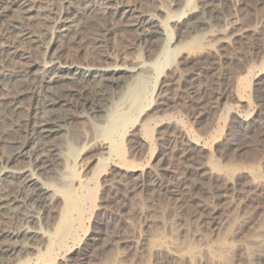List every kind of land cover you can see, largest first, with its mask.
<instances>
[{
    "label": "bare ground",
    "instance_id": "6f19581e",
    "mask_svg": "<svg viewBox=\"0 0 264 264\" xmlns=\"http://www.w3.org/2000/svg\"><path fill=\"white\" fill-rule=\"evenodd\" d=\"M97 1L0 0V264H82L91 249L101 247L100 250H104L116 242L128 248V252L141 248L146 243L144 237L137 241L133 235H127L131 230L128 231L125 219L107 210L99 220L100 227L104 228L90 244L83 248L70 245L73 236L69 237L68 222L81 220L98 195L99 200L107 203L115 197L126 199L140 189L154 190L161 196H182L189 204L196 188L213 199L212 205L229 191H233V198L241 199L242 205L254 204L260 197L255 192L257 187L248 184L211 186L214 172H207L203 162L206 146L201 143V137L182 136L181 120L177 121L173 115H155L169 104L164 100L162 90L164 82L171 78L176 79L179 86L176 98L199 124L213 118L217 109L231 97L225 83L229 82L232 65L245 64L251 55L264 56H261L264 23L259 30L248 34L250 30L242 28L244 25L239 28L236 24L238 29L227 19L224 20L226 30L209 33L208 28L219 16L218 2L221 1L195 0L187 6V0H169L171 8L182 10V15L170 19L175 28V36L171 38L160 13L163 11L170 17L173 10L157 6L162 1L154 0L157 5L151 7L152 12L141 9L145 0L129 3ZM257 2L261 5L264 0ZM94 10L101 12L107 24L92 27L91 35L83 37L86 26L83 18ZM15 12L20 16H13ZM33 21L43 23L39 33L31 27L33 24L29 26ZM123 27L129 29L133 37L132 40L122 38L123 46H139L145 56L133 65L121 64L117 59L115 63L109 62L112 60V39ZM200 30L207 31L209 40L199 51L201 59L198 57L199 60L194 62L190 59L193 50L184 47L183 40ZM25 43L44 52L47 58L42 64L33 60V49L30 51ZM165 43L174 46L172 52L179 59L169 64L152 99H145L144 90L128 96L125 90L130 82L139 81L145 73L152 72L154 67L150 63ZM74 44L78 49L71 55L69 50ZM227 44L236 51L234 57L225 53L227 49L223 52ZM243 45L248 47L247 51L239 49ZM40 66L43 70L38 72ZM51 72L54 74L47 80ZM241 80L243 88L249 87V80ZM117 105L120 106V117L114 121V127L121 129L119 136L123 142L113 141L111 133L73 131V125L78 122L94 125L106 122ZM233 113L229 129L219 141V152L235 159L247 150H256L262 136L255 135L254 141L250 139L257 118H247L234 110ZM158 121L165 129L160 137L150 128L152 122ZM206 130L208 132V128ZM61 138L65 144L57 143ZM147 146L155 159L163 157L166 151L173 153L181 166V178L175 183H166L164 178L168 170L162 165L155 169L134 166L130 156L139 155ZM96 150H104L96 163L92 164L94 160H87V157L79 159L82 152ZM78 165L81 173L76 176L73 170ZM214 165L219 167L217 161ZM107 169L114 177L113 182L106 183L107 180L102 179L99 187L94 185L98 183V175L105 176ZM68 187L73 191L71 198ZM105 196L109 198L103 200ZM209 203L200 204L201 210L214 213L216 205L211 208ZM99 209L104 208L100 206ZM54 216L60 218L61 226L49 234L56 222ZM52 245L57 246L58 252L66 249L65 260H50ZM158 253L155 256L161 263L163 257Z\"/></svg>",
    "mask_w": 264,
    "mask_h": 264
},
{
    "label": "rangeland",
    "instance_id": "374dc122",
    "mask_svg": "<svg viewBox=\"0 0 264 264\" xmlns=\"http://www.w3.org/2000/svg\"><path fill=\"white\" fill-rule=\"evenodd\" d=\"M117 1L129 3L138 0ZM155 1H162V3L157 5L154 0H145L142 3L141 9L144 8L145 11L152 12L154 11L152 9L154 5H157L165 8L167 11L170 9L173 10L172 16L170 17L163 11L160 13L163 26L172 38L175 36V28L172 26L170 19L172 17L178 18L182 15V10L180 8L175 11L174 9L176 8H171L168 3L169 0ZM218 1H221L218 2V4L220 3V12L217 14L219 16L216 19V23L208 28L207 31H209V33L226 30L227 26L224 20L227 19L230 20V23H234L235 25L238 24L239 28L244 25L242 28L245 27L250 30L248 34L252 31L259 30L263 25L264 3L260 5L257 0H234L236 3L230 0ZM97 2L102 3L101 0ZM194 2L195 0H187V6L192 5ZM187 6L185 5V7ZM18 14L19 13L15 12L13 16L19 17L20 15ZM82 22L84 25L86 24L85 29L82 31L83 37L86 38L91 35L90 33L94 27L100 24H107L101 12L97 10L87 14ZM32 24L34 26H31ZM42 24L41 22L33 21L29 26L36 31L39 30V33L43 27ZM238 25H236L237 28ZM123 28L117 31V37L113 36L114 40L112 39L111 44L112 60L109 62H111V64L115 63L114 60L117 59L121 64L133 65L137 59H143L145 56L139 46L133 48L130 46L129 48L123 46L121 43L122 38L127 40L133 39L131 36L132 32L129 29L124 28V30ZM207 31L200 30L193 32L183 40L184 47L193 50L191 51V55L194 56L190 55V59L194 62L201 59V53L199 51L208 43L209 38L206 33ZM245 40L247 39H243L244 42H246ZM24 45L30 48V51L33 49L31 51L33 60L42 64L44 59L47 58L44 57V52L39 48L34 46L30 47V43H25ZM76 45L77 44H74V46L72 45L70 47L72 48L69 50L70 54L72 53L71 55L76 54L78 49ZM227 45L229 46V44ZM227 45L223 47V52L227 49L225 53L227 52V55L234 57L233 55L236 51L231 45L227 48ZM244 45L246 46V44ZM244 45L243 48H239L241 50L245 48L242 52L247 51L248 48ZM173 47L174 46H171L170 43L164 44L162 50L150 63L154 67L152 72L145 73L139 81L130 82V86L125 90L128 96L138 95V93L144 90L145 99H152V96L155 94L154 90L158 88L159 82L165 78L163 75L167 73L168 67L176 62V59H179V56L172 52ZM263 51L261 56L264 55ZM198 57L199 59H197ZM248 59V62L246 61L247 63H240L239 67L232 65V70L230 69V77L228 79L229 82L227 81L225 83L226 85L224 84L225 87L228 88L225 89L232 93L231 97H229L225 104L220 106L221 108L219 107V109H217L215 112L216 116L214 115L213 118L211 117L209 121L207 120L199 124V122L181 106L182 102L176 98L179 92V86L177 85L176 79L173 80L171 78L164 82V88L162 90L164 100H167L166 102L169 104L165 105L164 110L155 116L159 115L164 117L167 113L173 115L177 121L181 120L180 132L182 136L191 135L201 137V143L206 146V148L203 149V162L206 163L207 172H214L211 178V182H213L211 186L217 187L218 185L220 187H230L232 184L236 183L237 186L241 187L242 185L246 186L248 184L251 187H257L255 192L260 194V197L257 198L258 201L254 204L242 205L240 204L241 199L238 197V199L233 198V191H229L225 193V196L221 200H217V202L212 205L213 199L208 196L207 193L195 187V190H193V195L195 194V196L193 197L196 198H191L193 203L189 201L190 205L188 202L182 200V196H161L154 190L140 189L135 193H130L126 199L122 200L120 197H115L110 199L107 203L99 200L100 196L98 195L95 203L83 215V218L79 221L77 220L79 223L77 221L68 222L69 225L67 224L66 227L68 231H71L69 232V237H74H71L70 245H79L80 248H83L90 244L92 238L97 237L96 235L99 233V230L104 228V226L100 227L99 220L104 216L103 212H105V210L112 213V215L122 216L126 224H128V231L129 229L131 230L127 232V235H133V238L135 237L134 239L137 241H141L144 237L146 243L141 248H137L132 252H128L130 250L126 247L124 248L122 245L120 246L118 242L104 250H100L101 247H98V250L93 249L92 251L91 249L82 264H264V56L260 58L251 55ZM39 68L40 69L37 70L38 72L43 67L40 66ZM53 74V72L48 74L47 80H49ZM239 74L242 75V78L249 80V85H247L249 87L246 88L245 86L243 88L242 78L240 79L241 83L237 81L240 77ZM226 104L232 108L226 107ZM119 107V105L113 107L112 114L106 122L100 123L99 125H94L92 123L91 125L89 124L90 122H78L73 125L75 127H73V131L76 133L79 130L85 129V131H89L90 133L94 131V133H96V131L97 133H111L113 141L121 140V142H123L121 139L122 136H119L121 129L114 127V121L120 117ZM229 108L247 118H257L256 125L250 133V139L254 141L257 136H262L261 142H255L258 143L256 150H247L240 157L235 159L233 157L232 159L231 156L227 157V155L225 156L223 153L221 154L219 152L221 150H219V148H221V145H219L221 142L219 141L224 137L223 133L225 134L228 131L232 118L235 115L233 110L231 111ZM160 124L161 123L158 121L152 122L150 125V128L153 129H151L152 132L154 131L157 137H160L165 130ZM206 128H208V132ZM57 143L65 144L62 138L58 139ZM125 145L127 146L126 148H128V144L125 143ZM148 147L150 146L145 147L139 155L130 156L134 166L138 167V169H143L145 167L148 169L153 167L155 169L156 166V168H158V166L162 165L168 170V174L164 178L166 183H175L178 178H181V166L175 161L173 153L166 151L163 157L161 155L159 158L155 159L152 157V151ZM159 148L158 150H160ZM103 154L104 150L88 151L86 154L82 152L79 159L81 157H87V160H94L92 163L94 164L97 158ZM216 161L219 164L218 168H216L217 165H214ZM73 171V175H79L81 173L79 165L75 167ZM105 173V176L101 174L98 175L96 178V183L98 181V185L95 183L94 185L99 187L102 179L107 180L106 183L113 182L114 177L108 174V169ZM191 184L192 183H190V185ZM211 186L208 185V188ZM67 191L71 198L73 195L72 189L68 187ZM245 195L247 197V194ZM200 197L201 200H199ZM107 198L109 197L105 196L103 200ZM185 202L187 204H185ZM205 202H207V204L210 202L209 204L213 206L211 208H214L216 205L214 213L209 210H207V212L201 210L200 204L203 203L202 205H204ZM100 206L104 209H99ZM55 216L54 219H56ZM57 218L59 217L57 216ZM59 219H56V222L54 220V228L49 230L53 232L48 231L49 234H53L55 228L61 226L59 225L61 224ZM57 221L59 222L58 224ZM56 224L58 226H56ZM56 247V245L51 246L50 260L53 259L57 260V262H62L66 259V249L58 252ZM52 250L54 252H52ZM160 252L163 255H161ZM157 253L164 259H161V263L159 259H156L155 255ZM35 256L36 255L33 257L34 260ZM168 257L169 259H167Z\"/></svg>",
    "mask_w": 264,
    "mask_h": 264
}]
</instances>
